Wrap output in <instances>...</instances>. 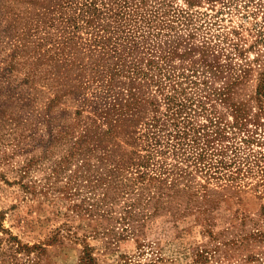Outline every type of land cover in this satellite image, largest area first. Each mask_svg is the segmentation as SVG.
Wrapping results in <instances>:
<instances>
[{"label":"rangeland","instance_id":"374dc122","mask_svg":"<svg viewBox=\"0 0 264 264\" xmlns=\"http://www.w3.org/2000/svg\"><path fill=\"white\" fill-rule=\"evenodd\" d=\"M83 1L0 0V264H264V180L166 177L162 159H172L159 155L143 164L141 132L165 103L131 72L168 49L185 50L165 61L187 70L205 47L222 67L208 86L228 88L225 102L210 100L217 111H255L264 0H195L192 10L213 14L203 15L210 29H196L198 17L134 36L131 48L83 20L120 0H88L97 11L82 14ZM136 1L165 15L188 5Z\"/></svg>","mask_w":264,"mask_h":264},{"label":"trees","instance_id":"16d2710c","mask_svg":"<svg viewBox=\"0 0 264 264\" xmlns=\"http://www.w3.org/2000/svg\"><path fill=\"white\" fill-rule=\"evenodd\" d=\"M186 1H188L187 8L174 7L167 10L165 15V12L159 14L161 11L156 5H152L154 8L143 9L136 0H120L115 2V10L109 7L111 9L107 14L104 13L105 11L95 15L87 14L84 15L83 20L86 25H92V22L96 24L91 27L96 30V32L92 31L96 37L103 38L107 34L108 37L115 36L116 39L126 41L131 48L133 43L130 40H134V36L146 39L149 35H157L164 29H175L180 26L188 28L195 19L202 18L203 15L213 16L206 11L200 10L201 13L199 10H192L190 7L195 0ZM207 1L211 9L215 8V3H222L221 5L225 6L232 2L231 0ZM90 2L83 1L80 7L82 14L97 11L96 6L91 7ZM98 18L103 20L98 21ZM105 18L109 28L102 26ZM199 23L195 25L196 29H201L203 25L210 29L212 22L210 23L205 17ZM171 34L168 33L166 36ZM193 35L194 33L190 34L191 37ZM205 40L208 46H211L209 44L212 39L208 37ZM198 50L200 56L195 59L198 62L191 63L187 70L177 71V66L167 65L165 59L169 61L174 55L179 59L186 57L185 50L181 52L174 50V53L171 49L160 55L161 63H157L159 57L154 58L156 51H151L147 62L144 64L136 62L134 70L129 69L133 70L132 74L151 78L157 84V89L165 103L162 114L146 122V130L141 132L148 139L144 147L145 160L142 163L146 165L151 158L159 155L158 160L161 157L172 159L171 161L162 159L165 165L160 174L166 177L170 175L185 177L197 171L208 182L245 180V183H248V178H256L257 182L262 181L264 180V67L256 87V110L250 112L251 109L245 105L233 103L229 106L230 113L225 114L218 112L216 105L210 100L225 102L227 94L224 90L228 88L223 87L217 91L213 84L208 86L211 81L206 78L207 73L210 77L222 71L218 56L215 55L214 59H210L209 49L203 47ZM202 75L204 77L201 79Z\"/></svg>","mask_w":264,"mask_h":264}]
</instances>
